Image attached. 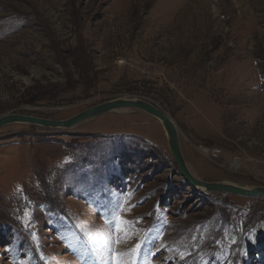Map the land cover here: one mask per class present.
I'll list each match as a JSON object with an SVG mask.
<instances>
[{"label":"rangeland","instance_id":"1","mask_svg":"<svg viewBox=\"0 0 264 264\" xmlns=\"http://www.w3.org/2000/svg\"><path fill=\"white\" fill-rule=\"evenodd\" d=\"M125 97L198 179L264 187V0H0V116ZM198 184L137 108L5 125L0 264H264V197Z\"/></svg>","mask_w":264,"mask_h":264},{"label":"water","instance_id":"2","mask_svg":"<svg viewBox=\"0 0 264 264\" xmlns=\"http://www.w3.org/2000/svg\"><path fill=\"white\" fill-rule=\"evenodd\" d=\"M41 105H39L40 107ZM124 108H137L161 120L168 136L169 147L172 155L184 177L193 185L202 184L207 191H222L245 196L264 197V187H244L224 182H207L195 177L189 169L181 146L180 132L177 123L164 109L146 99L141 98H117L90 107L68 119L55 120L42 118L23 113H8L0 116V128L11 123H28L45 127H73L80 122L98 117L102 114Z\"/></svg>","mask_w":264,"mask_h":264},{"label":"snow or ice","instance_id":"3","mask_svg":"<svg viewBox=\"0 0 264 264\" xmlns=\"http://www.w3.org/2000/svg\"><path fill=\"white\" fill-rule=\"evenodd\" d=\"M120 219H121V222H122V223H125V224L127 223V221L123 220L122 218H120ZM139 246H140V245H137L136 247L139 248ZM117 264H119V261L117 262Z\"/></svg>","mask_w":264,"mask_h":264},{"label":"bare ground","instance_id":"4","mask_svg":"<svg viewBox=\"0 0 264 264\" xmlns=\"http://www.w3.org/2000/svg\"><path fill=\"white\" fill-rule=\"evenodd\" d=\"M161 121V120H160ZM161 123H162V125H163V122L161 121ZM177 126V125H176ZM163 127H164V125H163ZM179 131V130H178ZM191 171V170H190ZM196 177V176H195ZM199 186H198V188H203V185L202 184H198Z\"/></svg>","mask_w":264,"mask_h":264}]
</instances>
